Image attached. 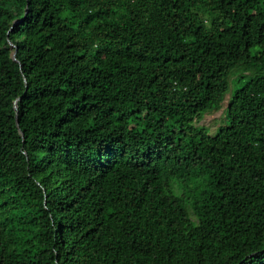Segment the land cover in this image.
Segmentation results:
<instances>
[{"label":"trees","instance_id":"obj_1","mask_svg":"<svg viewBox=\"0 0 264 264\" xmlns=\"http://www.w3.org/2000/svg\"><path fill=\"white\" fill-rule=\"evenodd\" d=\"M259 66L264 0H0V264H264Z\"/></svg>","mask_w":264,"mask_h":264},{"label":"rangeland","instance_id":"obj_2","mask_svg":"<svg viewBox=\"0 0 264 264\" xmlns=\"http://www.w3.org/2000/svg\"><path fill=\"white\" fill-rule=\"evenodd\" d=\"M259 67H262V71H264L263 66H259ZM254 72L255 70L253 69L248 73L252 74ZM231 91H232V87L229 93L226 95L225 100L223 101L222 107L220 109L208 111L202 117H196L195 122L197 123V125L206 126L209 129L210 133H213L223 121L224 110L228 104L229 98L231 97Z\"/></svg>","mask_w":264,"mask_h":264},{"label":"water","instance_id":"obj_3","mask_svg":"<svg viewBox=\"0 0 264 264\" xmlns=\"http://www.w3.org/2000/svg\"><path fill=\"white\" fill-rule=\"evenodd\" d=\"M18 21H19V20H18ZM18 21H16V22H18ZM10 46H11L12 48H14V50H13V52H12V58H13L14 60H17L16 54H17L18 47H17V45L14 44L12 41H10ZM229 99H230V98H229Z\"/></svg>","mask_w":264,"mask_h":264}]
</instances>
